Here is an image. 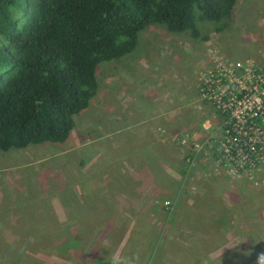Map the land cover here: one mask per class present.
<instances>
[{"label":"rangeland","instance_id":"obj_1","mask_svg":"<svg viewBox=\"0 0 264 264\" xmlns=\"http://www.w3.org/2000/svg\"><path fill=\"white\" fill-rule=\"evenodd\" d=\"M194 14V30L172 33L165 25L151 26L139 34L132 53L100 65L97 95L75 117L74 137L63 143L0 151V264H50L36 261L37 248L29 244L34 235L28 236L31 230L26 229L34 225L30 215L35 214L44 197H59L67 191H105L112 186L111 179L121 176L128 159L134 161L140 153L149 165L160 169L155 158L161 157L163 146L154 151L153 158L145 145L136 154L132 145L130 148L122 141L132 143L131 128L135 125L126 132L120 129L132 123L126 117L131 109L141 110L139 115L146 117L150 107L151 111L155 108L153 102L164 98L169 109L156 110L154 115L163 127L159 133L171 143L170 160L177 163L179 159L184 164L174 166L185 184L176 191L178 182L171 177V186L162 189L158 194L161 198L153 200L158 206L155 239L149 245L135 236L121 250L124 261L261 264L263 180L232 176L217 167L206 151L197 155L183 147L182 152L176 140L181 134L191 133L195 134L194 142L201 143L207 135L205 126L210 133L218 132L220 116L198 94L199 76L209 64L211 50L232 61H254L264 69V0H239L231 17L221 22L201 21L198 12ZM122 115L124 119L116 118ZM176 147L178 151H174ZM143 164L146 174L148 167Z\"/></svg>","mask_w":264,"mask_h":264},{"label":"trees","instance_id":"obj_2","mask_svg":"<svg viewBox=\"0 0 264 264\" xmlns=\"http://www.w3.org/2000/svg\"><path fill=\"white\" fill-rule=\"evenodd\" d=\"M238 1L0 0V151L67 141L102 63L132 53L146 28L184 33L195 11L221 22Z\"/></svg>","mask_w":264,"mask_h":264},{"label":"crops","instance_id":"obj_3","mask_svg":"<svg viewBox=\"0 0 264 264\" xmlns=\"http://www.w3.org/2000/svg\"><path fill=\"white\" fill-rule=\"evenodd\" d=\"M164 99L158 103L153 102V111L150 107L149 112H146L145 108L146 117L139 115L141 110L131 109L126 117L132 123L123 125L120 129L126 132L135 125L131 128L132 143H129V140L122 141L130 144V148L132 145L136 154L138 151L140 153L145 145L150 149L148 155L153 158L156 154L154 151L163 146L161 157L155 158L160 169L149 165L148 159L145 160L144 155L140 153L141 157L134 161L128 159V166L123 167L121 176L111 179L112 186L105 191H67L59 197L40 198L39 201H42L35 207V214L30 215L34 225L26 228L36 232L30 240L32 243H29L37 248L36 261L50 264H127L129 260L124 261L121 250L128 241L139 236L142 242L152 243L155 235L154 219L158 209L153 200L161 198L158 194L162 193V189L171 186V177L178 182L176 191H180L184 183L183 177L178 176L174 166L183 163L179 159L177 163L176 160H170L171 143L164 133H159L158 130L163 127L159 125L161 120H157L159 118L154 115L156 110L159 112L169 109ZM116 118L124 119L123 115ZM118 123L122 125L123 120ZM73 133L74 131L71 137H74ZM178 150V147L174 148V151ZM141 159L143 161L139 164ZM121 161L126 163L123 159ZM143 162L148 167L146 174L142 170ZM163 172L172 176L165 178ZM163 197L164 200L166 196ZM144 211L147 213L142 215ZM25 221H28V218ZM8 224L13 225L10 219ZM142 229L147 234H138Z\"/></svg>","mask_w":264,"mask_h":264},{"label":"built area","instance_id":"obj_4","mask_svg":"<svg viewBox=\"0 0 264 264\" xmlns=\"http://www.w3.org/2000/svg\"><path fill=\"white\" fill-rule=\"evenodd\" d=\"M209 54V64L199 76L198 94L220 116L218 132L210 133L205 126L207 135L201 143L194 142L195 134L184 133L177 145L197 155L206 151L217 167L232 176L264 182V69L251 60L226 59L216 50ZM191 161L189 157L192 167Z\"/></svg>","mask_w":264,"mask_h":264},{"label":"clouds","instance_id":"obj_5","mask_svg":"<svg viewBox=\"0 0 264 264\" xmlns=\"http://www.w3.org/2000/svg\"><path fill=\"white\" fill-rule=\"evenodd\" d=\"M261 264H264V257H261Z\"/></svg>","mask_w":264,"mask_h":264}]
</instances>
